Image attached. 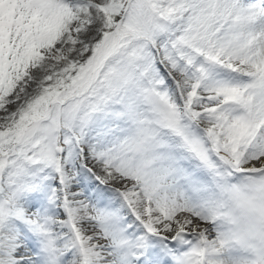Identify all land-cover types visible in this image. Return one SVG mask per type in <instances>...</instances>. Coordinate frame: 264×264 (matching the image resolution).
Here are the masks:
<instances>
[{
  "label": "snow or ice",
  "instance_id": "1",
  "mask_svg": "<svg viewBox=\"0 0 264 264\" xmlns=\"http://www.w3.org/2000/svg\"><path fill=\"white\" fill-rule=\"evenodd\" d=\"M0 264H264V0H0Z\"/></svg>",
  "mask_w": 264,
  "mask_h": 264
}]
</instances>
